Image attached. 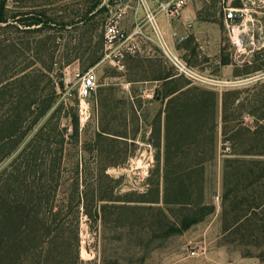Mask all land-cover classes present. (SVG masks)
Segmentation results:
<instances>
[{
  "label": "rangeland",
  "instance_id": "obj_1",
  "mask_svg": "<svg viewBox=\"0 0 264 264\" xmlns=\"http://www.w3.org/2000/svg\"><path fill=\"white\" fill-rule=\"evenodd\" d=\"M223 1L209 0L203 17L214 22L227 20L217 31L219 48L225 58L235 63V73L242 76L235 83L232 79L218 85L222 92L234 91L227 100L226 138L221 132V110L215 131L213 122L197 114L201 111L191 104L185 120L170 113L166 130L167 100L140 96L129 89L127 79L137 78V67L127 73L102 59L89 65L101 54L106 22L122 0L6 1V20L10 25L2 23L0 27V76L29 66L24 72L27 78L18 80L15 91L20 93L25 86L35 96L51 95L48 76L63 83L56 88L53 106L31 130L17 137L19 144L0 163L1 171L39 132L44 140L54 144L53 156L58 154L60 143L65 142L62 179L47 180L48 194L42 202H35L41 207L47 202L36 235V243L45 245L42 249H23V264H240L249 258L264 264V176L259 177L263 173L260 166L247 164L263 160L264 155L242 154L250 148L255 153L264 152V124L259 121L264 117V0L257 2L246 16L232 20L220 8L236 2ZM23 12H29V17L45 14L52 20L51 26H71L69 31L59 27H24L20 21L25 19L21 17ZM86 12L92 19L80 23L77 30L72 29ZM171 66L169 61H156L148 72L159 70L164 74L172 71ZM49 67L53 72L47 71ZM88 70L97 74L98 86L92 96L81 101L76 73ZM234 96H239V101ZM235 122L252 128L261 124L255 136L258 141L243 144L237 138L244 135L239 134L234 149L230 147ZM212 137L215 148L210 144ZM167 143L169 150L165 148ZM160 153L173 158L214 157L204 172L205 201L213 211L183 233L165 239L161 237L162 228L170 226L184 209L180 205L165 206L162 201L148 202L157 195L155 158ZM77 159L82 162L81 189L87 186V198L95 196L97 183L102 194L114 196L115 201H109L98 221L86 213L78 220L65 208ZM100 161L106 162L104 173L115 181L99 179ZM172 171L180 172L181 168L174 166ZM193 250L195 255L191 254Z\"/></svg>",
  "mask_w": 264,
  "mask_h": 264
},
{
  "label": "trees",
  "instance_id": "obj_2",
  "mask_svg": "<svg viewBox=\"0 0 264 264\" xmlns=\"http://www.w3.org/2000/svg\"><path fill=\"white\" fill-rule=\"evenodd\" d=\"M7 0H0V27L2 23H8L6 20L5 6ZM29 12H23L24 20H20L24 27L40 26V27H59L62 30H67L69 24H57L51 26L52 20L45 14H33L28 16ZM92 18L88 12L82 13L80 20L75 22L72 29L77 30L80 23H86ZM10 25V24H9ZM104 47V45H103ZM102 52L99 56L91 59L89 65L94 66L102 59ZM160 62L168 61L164 55L160 53ZM70 63V62H67ZM29 66L19 69L18 71H7L0 76V163L5 158L13 153L14 149L19 144L20 138L25 135L32 127L46 114L53 106L56 99V88L63 85L62 82H52L51 95L35 96L27 91L25 86L20 88V93H16L15 84L20 79L27 78L28 74L24 73ZM172 71L162 74L161 88H157L154 94V99H166V130L170 123V113L178 120H185L187 112L191 110V106L201 111L197 114H202L206 119L213 122L212 128L215 131L218 128L219 111L221 110V132L226 138L228 120L226 117L227 100L231 91L227 90L219 92L215 88L191 84L187 78L178 75L173 66ZM47 71L53 72L51 67L46 68ZM21 73H24L19 77ZM43 74V72H42ZM5 81L6 83H3ZM39 91L38 88H36ZM42 91V90H41ZM234 93V91H233ZM237 96V93L235 94ZM239 101V96L236 98ZM193 100V101H192ZM191 104V106H189ZM220 108V109H219ZM250 113V112H249ZM264 117L259 120L262 125ZM261 125V124H260ZM255 128L245 126L243 123L235 122L232 129V137L229 138L233 149L235 147L236 136L244 135L242 143L247 141L257 142L258 127ZM185 126V125H184ZM17 139V137H19ZM213 148H215V139H211ZM54 144L49 140H44L40 132L37 133L26 145L23 151L14 158V160L0 171V264H23V249L28 247L43 248L45 243H36L37 232L39 231L40 215L47 205L36 204V200L42 202L46 197L47 180H61L66 159L65 142L60 143L58 154L53 156L52 146ZM169 150L167 143L166 147ZM46 152V153H43ZM50 154L49 157L45 156ZM242 154L246 155H264V152L255 153L254 149H247ZM156 168V198L154 200H143L151 203H159L162 201L165 206L180 205L184 209V213L174 220L167 228H162L161 237L167 238L173 234H181L191 226L202 221L206 215L213 211V207L205 201V165L214 160L213 156L201 158L195 157H176L173 158L170 154H158L155 158ZM19 161L21 164L19 165ZM225 163L227 160H224ZM18 164V165H17ZM249 164V167L260 166L263 173L259 176H264V159L254 160ZM76 175L72 181L71 191L68 193V201L66 209L74 213L79 220L82 214L86 213L91 219L98 221L102 212L108 206L109 201H115L114 196L110 194L104 195L100 192L97 183L95 187V196L88 199L87 189H81V169L82 162L76 160L75 163ZM106 162H99L98 177L102 179H110L115 181L104 173ZM180 167L181 171L173 173L172 167ZM225 167L226 164H224ZM84 170V167H83ZM32 176V177H30ZM119 177L118 179H120ZM116 179V182H118ZM24 183V186H22ZM24 187V188H22ZM162 188V190H161ZM162 192V197H161ZM55 194L57 191L54 192ZM45 203V202H44ZM54 208V207H53ZM62 209L58 211L61 215ZM238 222L234 223L236 226ZM232 226V227H233Z\"/></svg>",
  "mask_w": 264,
  "mask_h": 264
},
{
  "label": "crops",
  "instance_id": "obj_3",
  "mask_svg": "<svg viewBox=\"0 0 264 264\" xmlns=\"http://www.w3.org/2000/svg\"><path fill=\"white\" fill-rule=\"evenodd\" d=\"M161 1L164 0H144V4H141L138 0H122L121 4L126 6L123 26L131 34L130 39L138 40L141 45V52L135 56L128 55L122 68L127 73L136 67L139 70L137 78L127 79L130 91L133 90L140 96L154 98L156 89L161 88L162 79L159 70H154L152 74L148 72L150 66L156 61L160 62V39L164 40L171 52L184 60L199 76L200 80L187 77L191 84L212 85V88L222 92L218 87L219 84L232 79L231 82L235 83L242 78L234 71L235 63L225 58L219 48L221 46L217 31L220 29V24L225 25L227 20L214 22L203 17V13L209 7V0H190L179 19L171 20L164 15L158 16L157 33L152 24L146 20V12L148 9H156ZM223 9L225 6L221 7L220 11L223 12ZM138 25L143 26L140 35L133 33ZM211 31H213L212 35ZM212 47L214 52L210 51ZM249 259L248 262L240 264H261L254 258Z\"/></svg>",
  "mask_w": 264,
  "mask_h": 264
},
{
  "label": "built area",
  "instance_id": "obj_4",
  "mask_svg": "<svg viewBox=\"0 0 264 264\" xmlns=\"http://www.w3.org/2000/svg\"><path fill=\"white\" fill-rule=\"evenodd\" d=\"M225 1V0H224ZM229 1V0H228ZM235 5H226L225 12L227 18L232 20L246 16L250 9L260 0H232ZM139 3L144 4V0H138ZM190 0H164L159 2L156 9H148L146 12V20L150 22L154 30L158 31L157 18L164 15L167 18L174 20L182 16L184 9L188 6ZM122 3V2H121ZM118 5L115 11L108 17L104 29V47H103V61H108L112 65L123 68L124 60L128 55L135 56L141 52V45L138 40H131V34L124 28L123 20L126 18V6ZM142 25H138L134 34H142ZM158 33V32H157ZM160 47L164 57L168 59L170 64L174 67L176 72L180 75H185L194 80H200L199 76L193 71L182 59L174 55L168 48L164 40L160 39ZM76 77L80 79V86L78 88V95L81 101L92 96L97 89L98 77L93 70H88L85 73H76ZM202 80V79H201ZM192 255L196 251L191 252Z\"/></svg>",
  "mask_w": 264,
  "mask_h": 264
}]
</instances>
